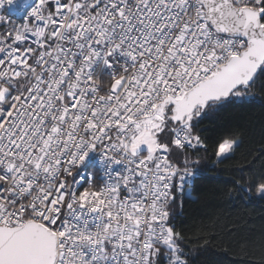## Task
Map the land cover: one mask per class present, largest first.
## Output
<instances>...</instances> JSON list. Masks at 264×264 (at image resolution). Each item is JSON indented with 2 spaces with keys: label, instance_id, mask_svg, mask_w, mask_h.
I'll return each mask as SVG.
<instances>
[{
  "label": "snow or ice",
  "instance_id": "obj_1",
  "mask_svg": "<svg viewBox=\"0 0 264 264\" xmlns=\"http://www.w3.org/2000/svg\"><path fill=\"white\" fill-rule=\"evenodd\" d=\"M17 3L0 0V264H189L176 193L209 151L201 118L264 79V0H31L19 24Z\"/></svg>",
  "mask_w": 264,
  "mask_h": 264
},
{
  "label": "trees",
  "instance_id": "obj_2",
  "mask_svg": "<svg viewBox=\"0 0 264 264\" xmlns=\"http://www.w3.org/2000/svg\"><path fill=\"white\" fill-rule=\"evenodd\" d=\"M249 97L209 110L199 122L209 151L193 155L199 175L187 193H176L174 206L189 264H264V196H257L264 183V79ZM222 138L238 144L218 159L213 148Z\"/></svg>",
  "mask_w": 264,
  "mask_h": 264
},
{
  "label": "built area",
  "instance_id": "obj_3",
  "mask_svg": "<svg viewBox=\"0 0 264 264\" xmlns=\"http://www.w3.org/2000/svg\"><path fill=\"white\" fill-rule=\"evenodd\" d=\"M31 3V0H18V3H17V10L16 11H13L11 13H9L11 15V17H15V18H25V11L27 10V5ZM199 175V173H198ZM197 175V176H198ZM193 183V182H192ZM190 183L189 185H187L185 187V191L189 189L190 185L192 184ZM180 193V192H179Z\"/></svg>",
  "mask_w": 264,
  "mask_h": 264
},
{
  "label": "rangeland",
  "instance_id": "obj_4",
  "mask_svg": "<svg viewBox=\"0 0 264 264\" xmlns=\"http://www.w3.org/2000/svg\"><path fill=\"white\" fill-rule=\"evenodd\" d=\"M237 144H238V142H237ZM229 154H230V153H229ZM221 159H222V158H221ZM186 193H187V191H186ZM257 196L260 197L261 195L257 192Z\"/></svg>",
  "mask_w": 264,
  "mask_h": 264
},
{
  "label": "crops",
  "instance_id": "obj_5",
  "mask_svg": "<svg viewBox=\"0 0 264 264\" xmlns=\"http://www.w3.org/2000/svg\"><path fill=\"white\" fill-rule=\"evenodd\" d=\"M229 155V154H228ZM223 159V158H222Z\"/></svg>",
  "mask_w": 264,
  "mask_h": 264
}]
</instances>
